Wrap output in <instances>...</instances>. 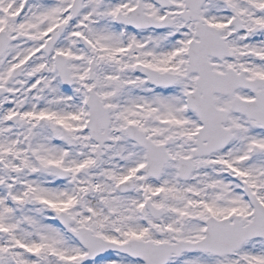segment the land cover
I'll use <instances>...</instances> for the list:
<instances>
[{"label":"snow or ice","instance_id":"snow-or-ice-1","mask_svg":"<svg viewBox=\"0 0 264 264\" xmlns=\"http://www.w3.org/2000/svg\"><path fill=\"white\" fill-rule=\"evenodd\" d=\"M0 264H264V0H0Z\"/></svg>","mask_w":264,"mask_h":264}]
</instances>
